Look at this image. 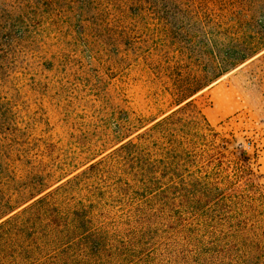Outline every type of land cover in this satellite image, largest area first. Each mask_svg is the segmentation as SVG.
<instances>
[{
    "label": "rangeland",
    "instance_id": "374dc122",
    "mask_svg": "<svg viewBox=\"0 0 264 264\" xmlns=\"http://www.w3.org/2000/svg\"><path fill=\"white\" fill-rule=\"evenodd\" d=\"M209 1L217 27L187 0L126 15L117 0H0V213L55 189L175 109L169 65L181 69L191 53L224 66L254 46L260 54L192 99L212 126L223 123L218 132L234 134V148L259 154L254 181L264 185V0ZM118 181H96L110 210L101 223L111 235L93 264H264V254L245 255L187 214L183 222L131 226L127 216L141 199L115 193ZM80 197L67 202L73 208ZM59 215L62 224L70 220ZM50 230L42 216L20 228L16 252L43 249L34 264H58L64 251L87 259L79 233L49 244Z\"/></svg>",
    "mask_w": 264,
    "mask_h": 264
},
{
    "label": "trees",
    "instance_id": "16d2710c",
    "mask_svg": "<svg viewBox=\"0 0 264 264\" xmlns=\"http://www.w3.org/2000/svg\"><path fill=\"white\" fill-rule=\"evenodd\" d=\"M175 1L117 0L116 4L126 15L134 11L144 14L153 11L157 4ZM187 2H197L203 7L198 18L208 21L210 26H218L216 14L210 9L212 2ZM215 2L225 4L223 0ZM262 45L264 42L259 47ZM257 47L237 50L224 66L208 64L191 53L184 56L187 64L181 69L178 64L169 65L170 71L174 68L175 72L173 96H178L175 109L153 120L151 126L140 128L143 131L135 138L127 136L107 158L89 163L55 189L1 212L0 264H34L35 256L43 249L38 253L36 249L16 252L15 244L20 239V228L39 216L45 217L51 226L49 244L81 235L84 249L81 253L87 259L72 258L64 251L58 264H93V258L104 255L105 243L111 235L106 230L107 224L101 223L110 210L106 208V194L96 187V181L114 176L119 179L115 193L129 194V200L134 196L141 199L127 216L131 226L151 221L160 224L171 217L183 222L187 214L203 229L217 232L215 238H225L240 246L245 255L264 254V185L254 181L259 154L250 156L234 148V134L218 132L223 123L212 126L192 99L212 79L260 54ZM76 194L82 197L72 208L67 201ZM21 207L24 208L13 214ZM62 210L67 219L70 217L66 224L61 222ZM96 226L99 232L95 231Z\"/></svg>",
    "mask_w": 264,
    "mask_h": 264
}]
</instances>
